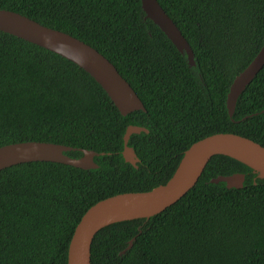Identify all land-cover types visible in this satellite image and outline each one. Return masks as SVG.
<instances>
[{
  "label": "trees",
  "instance_id": "1",
  "mask_svg": "<svg viewBox=\"0 0 264 264\" xmlns=\"http://www.w3.org/2000/svg\"><path fill=\"white\" fill-rule=\"evenodd\" d=\"M158 1L190 42L195 66L145 17L141 0H0V8L95 47L147 109L121 114L86 70L0 30V146L39 140L105 152L93 169L32 161L0 170V264H67L89 207L166 183L205 136L233 132L264 146V67L239 96L233 120L226 104L233 79L264 44V0ZM130 124L149 129L129 141L138 167L122 155ZM235 172L247 174L242 188L209 181ZM256 176L214 155L197 184L162 212L102 228L92 264H264V178Z\"/></svg>",
  "mask_w": 264,
  "mask_h": 264
},
{
  "label": "water",
  "instance_id": "2",
  "mask_svg": "<svg viewBox=\"0 0 264 264\" xmlns=\"http://www.w3.org/2000/svg\"><path fill=\"white\" fill-rule=\"evenodd\" d=\"M145 17L152 19L186 56L191 66L196 65L195 52L174 19L158 0H141ZM0 30L23 38L49 49L86 70L104 88L123 115L146 107L131 84L105 55L85 41L46 26L20 12L0 8ZM264 67V44L253 60L233 79L227 94V110L233 120L237 101L242 92ZM148 133L143 125L130 124L124 134L122 155L126 162L138 167L140 158L129 144L133 134ZM81 151L72 157L70 151ZM93 149L76 148L70 145L28 140L0 146V170L15 164L32 161L60 162L83 169L98 168L95 157L104 155ZM216 154L235 158L264 178V146L255 140L233 132H217L195 141L184 154L166 183L150 190L117 193L97 201L89 207L77 224L68 247L67 264H92V243L96 234L104 227L127 220L150 218L185 196L199 181L208 162ZM247 174L235 172L219 174L209 181L225 182L228 188H242ZM136 236L129 240L125 253Z\"/></svg>",
  "mask_w": 264,
  "mask_h": 264
}]
</instances>
